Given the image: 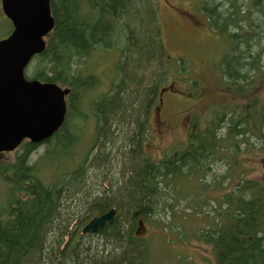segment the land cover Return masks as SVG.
Returning <instances> with one entry per match:
<instances>
[{
	"label": "trees",
	"instance_id": "obj_1",
	"mask_svg": "<svg viewBox=\"0 0 264 264\" xmlns=\"http://www.w3.org/2000/svg\"><path fill=\"white\" fill-rule=\"evenodd\" d=\"M154 1L49 0L54 26L28 78L69 89L67 115L41 143L46 152L38 161H30L38 145L25 141L10 163H0V190L7 194L0 199V264H148L150 244L136 237V227L150 220L167 192L191 181L204 187L200 195L232 185L214 201L217 207L207 208L206 226L193 233L195 241L210 247L214 264H264V179L238 174L232 184L234 172L220 175L215 165L227 160L234 168V157L249 149L264 155V103L214 104L208 117L190 121L186 140L159 159L144 150L151 136L149 111L166 91ZM198 10L229 44L219 70L221 89L249 97L264 77V0H200ZM110 49L118 53L116 78L98 90L101 81L89 70L90 62ZM89 116L95 128L90 154L79 167H65L83 142ZM115 150L122 151L121 166L126 156L130 172H120L123 183L111 195L93 191L86 185L91 172L109 167ZM54 163L62 169L50 176ZM101 176L99 187L111 188L112 180ZM110 209L111 223L82 233L90 219ZM177 231L182 235L184 229Z\"/></svg>",
	"mask_w": 264,
	"mask_h": 264
},
{
	"label": "rangeland",
	"instance_id": "obj_2",
	"mask_svg": "<svg viewBox=\"0 0 264 264\" xmlns=\"http://www.w3.org/2000/svg\"><path fill=\"white\" fill-rule=\"evenodd\" d=\"M156 1L157 4L154 1V5L161 21V39L164 51V62L162 61V63L163 69L166 71L164 87L167 91H163L158 108L152 110L149 117L150 134H153L149 136L144 150L152 159H159L165 150L173 149V146L185 141L186 129L190 121L195 120L196 117L202 118L204 115L208 117V112H211L214 104L243 107L250 103V99H257L259 103H264V77L260 79V83L253 87L249 97L233 95L230 90H225L228 88H223L225 92L221 89L219 70L224 52L229 49V44L226 36L215 33L199 12L200 0ZM10 30L11 24L5 18L0 6V39L6 36ZM117 56L118 53L112 49L104 55L92 56L95 59L90 62L89 70L99 76L101 89L98 90L104 89L110 80L116 78ZM86 63L82 60L80 67H84ZM30 71L31 68L28 67L25 71L27 77L31 76ZM149 77L148 74L143 75L144 85ZM181 90L187 91L190 96L186 95V92L182 93ZM212 104L213 106H211ZM90 123L94 126L91 116L84 128L86 129L83 134L84 139H82L83 142L81 141V146H78L79 150H76L70 162L64 164L65 167H79L80 161L85 158L95 129H92ZM74 134L79 137L82 135L81 131H76ZM90 151H88L89 154ZM118 151L112 152L109 167L103 169L105 166H102L96 172H91V182H86V185H92L93 191L111 195L123 183L120 172H130L126 156L123 159L126 162L124 167L120 162L118 164L117 161H122L123 156L122 151ZM45 152L46 146L38 145L30 155V161H38ZM14 156L15 151L0 154V163H10ZM234 158L236 161L233 165L234 168L229 167L227 160L217 161L215 163L218 167L217 173L228 175L233 171L232 184L237 182L238 174L245 179H264V155L261 152L249 149ZM58 165L54 163L53 168L50 166L52 170H49L50 176L53 175V171L55 173L56 168L62 169ZM86 165L87 163L83 168ZM40 167L46 169L42 162H40ZM104 173L105 178L112 180L111 188L109 186L99 187L102 182L101 175ZM191 180H194V177ZM208 182L210 183L211 179L206 178L205 183ZM194 184L195 181L188 182L186 188H181V190L176 188L178 191L172 195L171 192H167L162 197L163 200L159 202L157 210L150 215V220L136 227V237L150 244L151 259L148 264H214L210 247L195 241L193 233L198 227L206 226L204 214L207 208L209 206L217 207L214 201L219 200L223 193L229 192L232 185L224 184L222 188L212 189L200 195L198 191L203 187L202 184L200 185L198 182V187ZM4 193L5 191L1 189V200L7 196V194L4 196ZM177 193H180L179 197H176ZM199 195L204 199H199L201 198ZM205 203H207L206 206ZM170 207L172 208L170 209ZM177 230H181L182 235ZM99 239L97 238V240Z\"/></svg>",
	"mask_w": 264,
	"mask_h": 264
},
{
	"label": "water",
	"instance_id": "obj_3",
	"mask_svg": "<svg viewBox=\"0 0 264 264\" xmlns=\"http://www.w3.org/2000/svg\"><path fill=\"white\" fill-rule=\"evenodd\" d=\"M11 33L0 40V153L14 151L23 140L39 145L62 126L68 89L26 80L24 70L45 48L54 21L49 0H0ZM113 210L90 220L82 233H96L112 222Z\"/></svg>",
	"mask_w": 264,
	"mask_h": 264
},
{
	"label": "bare ground",
	"instance_id": "obj_4",
	"mask_svg": "<svg viewBox=\"0 0 264 264\" xmlns=\"http://www.w3.org/2000/svg\"><path fill=\"white\" fill-rule=\"evenodd\" d=\"M110 210H113V209H110ZM109 211V210H108ZM114 211V210H113ZM99 216V215H98ZM95 217H97V216H95ZM94 218V217H93ZM92 218V219H93ZM91 220V219H90ZM90 220L88 221V223L82 228V231H83V229L89 224V222H90ZM99 231V230H98ZM87 233H89V232H87ZM91 233V232H90Z\"/></svg>",
	"mask_w": 264,
	"mask_h": 264
},
{
	"label": "flooded vegetation",
	"instance_id": "obj_5",
	"mask_svg": "<svg viewBox=\"0 0 264 264\" xmlns=\"http://www.w3.org/2000/svg\"><path fill=\"white\" fill-rule=\"evenodd\" d=\"M156 108H158V107H156ZM156 108H155V110H156ZM150 113L152 112V110L150 109V111H149Z\"/></svg>",
	"mask_w": 264,
	"mask_h": 264
}]
</instances>
